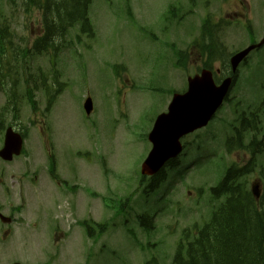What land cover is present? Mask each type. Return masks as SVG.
<instances>
[{"label":"rangeland","instance_id":"obj_1","mask_svg":"<svg viewBox=\"0 0 264 264\" xmlns=\"http://www.w3.org/2000/svg\"><path fill=\"white\" fill-rule=\"evenodd\" d=\"M111 1L116 7V14L106 15L107 1L92 0L89 17L96 36L90 38L74 28L69 32L68 40L71 42L76 34L81 36V40H75L66 54H59L58 69L63 72L67 88L45 118V123L57 158L58 176L69 186H56L52 181L48 184L46 169L49 164L43 167L38 163L44 161L43 154L48 161L45 143L34 136L38 142L29 151L33 155L36 153L34 165L39 169L35 172L40 173V185L34 188L29 201L34 213L38 200L44 199L42 209L46 221L42 218L41 224L36 215L28 220L20 239L13 241L6 252V255L11 253L14 256L12 259H23L30 264H51L52 255H60V262L54 264H172L178 244L185 240L184 233L193 231L196 226L202 228L213 212L210 190L223 179L230 163V157L220 146L230 135L232 107L225 103L207 128L185 141L191 144L181 158L180 167L170 172L168 180L161 187L153 191L147 189V192L143 187L136 192L140 167L151 149L148 135L157 116L167 110L171 90L177 84L172 79L169 82L168 67L160 64V70L165 74L159 81L161 90L147 95L128 93L120 107L119 101L117 105V87L113 79L114 65H122L128 61L129 55L142 52V42L136 38L143 36L146 39L149 44L146 52L150 56L160 53L161 49L155 50V47L175 43V39L169 33L163 34L158 26L143 28L136 36L117 29L115 18L124 12L121 9L123 0ZM142 1L144 5H150L151 15L162 16L161 23H165L162 13L176 0ZM233 1L221 0V9L217 11L231 12ZM252 1L256 7L252 15L254 35L247 36L246 30L238 25L223 33L222 38L230 47L229 52L249 47L263 36L264 0ZM144 10L148 11L145 6ZM0 11L4 19L11 23L19 46L30 45L39 36L38 12L27 14L22 8L13 11L4 0H0ZM198 12L202 15L201 8ZM137 18H143L140 12H137ZM198 34L199 27L192 21V25L186 28V37L192 41ZM112 39L120 41L114 42ZM107 51L113 52V55L107 56ZM38 61L48 72L50 56L41 57ZM178 78L177 88L180 90L183 79L181 76ZM88 97L95 103V111L90 118L83 110V103ZM230 97L242 104L235 105L239 111L249 106L253 109L264 102V48L253 52L248 64L240 69L238 82ZM3 103L4 96L0 97V108ZM3 138L0 135V147ZM99 156L108 159L112 168L117 167L114 169L117 175H106L98 167ZM22 162L23 158L16 160V164ZM0 164L4 163L0 161ZM11 168L18 173L20 180L22 168L17 165ZM117 180L124 181L126 190L122 193L120 188L121 194L116 197L130 199L119 217H116L118 209L115 206L120 202L103 199V195L108 194L107 184L114 188ZM89 183L95 184L99 198L82 201L79 199L82 187ZM183 188L189 189L184 198L180 192ZM192 188H200L202 193ZM30 189L32 186L27 191ZM74 191H78V196ZM190 193L194 195L193 199L189 197ZM74 204H77L78 224H70L73 221L68 217L66 220L69 224L64 221V227L61 221L54 219V215H66L68 210L74 212ZM141 215L155 217L152 228L141 226ZM92 218L99 226L91 224L95 233L89 237L81 222ZM59 227L64 232L72 227V231L58 243L61 237L57 236L56 231ZM79 253L82 256L80 259ZM12 259H6L5 264Z\"/></svg>","mask_w":264,"mask_h":264},{"label":"trees","instance_id":"obj_2","mask_svg":"<svg viewBox=\"0 0 264 264\" xmlns=\"http://www.w3.org/2000/svg\"><path fill=\"white\" fill-rule=\"evenodd\" d=\"M11 1V0H10ZM28 11L43 13L46 32L38 41L39 47L51 48L53 38L62 26L87 19V3L90 0H22ZM90 26H88L89 29ZM217 26L205 29L203 40L209 54L219 50L220 33ZM90 32V31H86ZM203 37V34H202ZM54 45V44H53ZM4 50V49H3ZM235 169V168H234ZM252 169V170H251ZM228 174L216 192L217 196L227 194L229 200L221 205L189 247L193 251L186 256L179 255L175 264H264V192L259 203L248 188V176L259 171L264 180V163L253 162L252 167L237 169ZM162 173L153 177V186L162 182ZM161 175V176H160Z\"/></svg>","mask_w":264,"mask_h":264},{"label":"water","instance_id":"obj_3","mask_svg":"<svg viewBox=\"0 0 264 264\" xmlns=\"http://www.w3.org/2000/svg\"><path fill=\"white\" fill-rule=\"evenodd\" d=\"M254 48L236 55L232 59L233 67L236 68ZM231 84L232 80L227 79L217 87L211 73H203L202 78L190 81V92L176 96L168 114L159 117L155 125L150 136L154 148L143 165L144 175L156 174L167 160L177 156L181 150L179 140L182 136L208 124L228 94ZM253 193L259 197L258 186L254 187Z\"/></svg>","mask_w":264,"mask_h":264},{"label":"flooded vegetation","instance_id":"obj_4","mask_svg":"<svg viewBox=\"0 0 264 264\" xmlns=\"http://www.w3.org/2000/svg\"><path fill=\"white\" fill-rule=\"evenodd\" d=\"M2 182H3L2 179H0V185H1ZM0 209H1V208H0ZM0 226L2 227V231H3V232H4L5 230L8 231V229H9V232H13V231H14V228H13L12 226L9 227V228H8V226L6 227V226L2 223L1 220H0ZM0 264H3V263L0 262Z\"/></svg>","mask_w":264,"mask_h":264}]
</instances>
